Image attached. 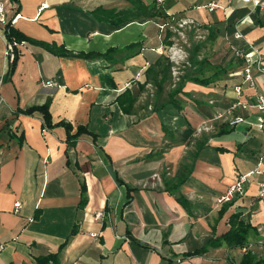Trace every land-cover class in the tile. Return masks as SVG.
<instances>
[{
	"label": "crops",
	"instance_id": "obj_1",
	"mask_svg": "<svg viewBox=\"0 0 264 264\" xmlns=\"http://www.w3.org/2000/svg\"><path fill=\"white\" fill-rule=\"evenodd\" d=\"M0 1L6 19L34 41L16 46L10 70L14 53L10 59L4 53L0 22V264H32L49 254H56L53 264H240L244 247L217 242L235 215L252 228L245 247L264 257V196H257L264 182V126L231 127L223 117L209 131L195 130L235 96L230 85L239 77L229 73L241 64L229 46L247 42L264 57V6L242 0ZM211 2L219 7L209 10ZM181 19L204 29L205 57L226 67L208 86H171L166 48L181 37ZM165 22L171 27L161 29ZM235 25L244 38H234ZM254 77L255 89L244 85L247 99L253 91L264 94V74ZM43 104L49 128L39 110L24 112ZM255 167L259 172L244 194L217 202L239 174Z\"/></svg>",
	"mask_w": 264,
	"mask_h": 264
},
{
	"label": "built area",
	"instance_id": "obj_2",
	"mask_svg": "<svg viewBox=\"0 0 264 264\" xmlns=\"http://www.w3.org/2000/svg\"><path fill=\"white\" fill-rule=\"evenodd\" d=\"M157 1L160 2L161 0ZM242 1L245 3H251L254 6H264V4L262 5L259 0ZM207 7L209 10H213L215 7H219V5L217 3L211 2L207 5ZM222 8L226 13L228 7ZM8 21L10 20L6 19L4 8L0 1V22L5 25ZM191 25H193L195 29L199 30V26L193 23L191 20L181 19L178 22V26L180 28ZM166 26L168 27L170 25L167 22L160 24L161 29L165 28ZM179 34L182 37V33L180 32ZM233 36L236 39L244 38V35L238 25H235ZM18 44H24V41L18 42L13 40L5 42L4 53L9 59L13 57L14 49ZM230 47L232 54L241 64L239 69L229 73V76L239 77L238 82L230 85V88L235 96L227 103L226 107L215 113L212 118L199 123L195 128L196 132L211 130L213 121L222 119L223 117L227 118V124L231 127H234L238 124H246L247 126L255 125L259 129H262L264 126V94L258 91H253V94L250 95V99L244 97V85H247L252 89L256 88L254 73L259 72L264 74V57L254 45L247 42L241 46ZM166 54L170 62L171 72L174 74L176 73L177 68L180 67V63L182 62L183 66L184 62L187 63V60L189 59L188 54L183 50L182 46L179 45L177 41L171 42V44L166 48ZM208 102L210 104H214V100L212 99H210ZM251 118H253V120ZM257 172H259V169L258 167H255L254 169H250L239 174L235 180L228 185L226 190L218 196L217 202H229L235 196L244 194L249 177L253 176ZM156 175L157 174H153V176ZM257 196H264V182L259 185V188L257 189ZM13 206L14 211L17 212L21 207L20 201H15ZM96 216L104 217V213L98 212ZM3 246L4 244L0 242V250L3 248Z\"/></svg>",
	"mask_w": 264,
	"mask_h": 264
},
{
	"label": "trees",
	"instance_id": "obj_3",
	"mask_svg": "<svg viewBox=\"0 0 264 264\" xmlns=\"http://www.w3.org/2000/svg\"><path fill=\"white\" fill-rule=\"evenodd\" d=\"M155 14L165 17L164 13H162L158 9L155 10ZM4 34H5L6 41L15 40L18 42H21V41L26 42L27 40H29L31 42H34L32 39L23 35L16 28H14L10 21H8L4 26ZM213 37H214L213 33L209 32L208 39H212ZM170 43H171V41H168L167 45ZM46 46L48 48H51L54 52L64 53L63 47H58L54 44H51V45L47 44ZM199 48H200L199 43L193 44L192 50H191L190 55H189V59L192 62V65L194 67H197L196 68L197 70H196V73H194V74L192 73V75L187 77V78L196 84L208 86V84L212 83L216 78H219L220 76H222L224 74H227V71H226V67H224L222 65H217V66L213 67L214 71L211 75L204 76L203 75L204 74L203 67H205V66L212 67V65L209 63L208 59H206V58L202 57L201 59H197V54H198L197 52H198ZM87 56H89V55H87ZM16 58L17 57L14 53V59L10 63V67H9L10 70L12 69ZM166 67L169 68L170 63L167 62ZM179 85H177L176 87H178ZM182 86H183V84H182ZM176 87H174V88H176ZM179 89H180V87H178V89H176V90H179ZM33 110H39L40 112H42L43 127L44 128H49L52 126L51 115H50V112L48 110L47 104L28 108L24 112L25 113H31V112H33ZM63 124L66 127V129L69 131L70 130L69 124H66V123H63ZM81 129H83V128L78 127L77 132L73 136L69 135L67 137V141L69 144H72L75 142L77 135L81 132ZM81 195H82V197H81V203L80 204L82 205L85 202V197H84L85 187H84V185L81 188ZM235 217H237V216L235 215L230 221L231 222L230 230H228L223 236H221V238L217 242L219 243V242L224 241L230 246L244 247V250H243L244 252H243V256H242L240 264H264V257L259 258V259L255 258V255L251 252V250L245 247L246 242H247V236L249 234V231L252 228L250 227V225L242 222L241 220H236V219L234 220ZM210 244H212V245L215 244V241H212ZM205 250H206V247H202L200 249H196L195 251L189 253V255L199 254ZM55 262H57L56 254H49V255H45V256L36 257L32 264H53Z\"/></svg>",
	"mask_w": 264,
	"mask_h": 264
},
{
	"label": "rangeland",
	"instance_id": "obj_4",
	"mask_svg": "<svg viewBox=\"0 0 264 264\" xmlns=\"http://www.w3.org/2000/svg\"><path fill=\"white\" fill-rule=\"evenodd\" d=\"M182 28H184V27H182ZM184 29H182V37H180L181 39L179 38V40H176V41L179 43V45L182 46L183 50L186 51V53L188 54V57H189L190 52L192 50L193 44H195V43H199L200 44L201 50L203 49V47L205 49L208 48V43L209 42L204 39V36H203L204 35V29H201V26L199 27V30L195 29L193 27V25L185 26ZM229 49L231 50L230 46H229ZM207 53L210 54V51L207 52V50H206V52H205V51L202 50L201 52H199V54L201 56H198V54H197V59H200V57L206 58L205 56L207 55ZM211 57H212V61L214 63H216L217 59H214V57L212 55H211ZM166 59H167L168 63H170L169 59L168 58H166ZM182 64L183 63L181 62L180 63V67L177 68L175 74L171 72V66L169 67V73H170V80H171L172 88L176 87L181 82H182V84L184 86V84L186 82L191 81L187 77L191 76L192 73L193 74L196 73V70H197L196 68L197 67H194L192 65V62L190 61V59L187 60V63L184 62L183 66H182ZM214 66H217V65L216 64H212V67H209V66L203 67V72H204L203 75L204 76L205 75H207V76L211 75L213 73V71H214V68H213ZM224 75H222V76H224ZM222 76H220L219 78H222ZM175 80H177V81H175ZM185 101L186 100L182 99V103H185Z\"/></svg>",
	"mask_w": 264,
	"mask_h": 264
}]
</instances>
